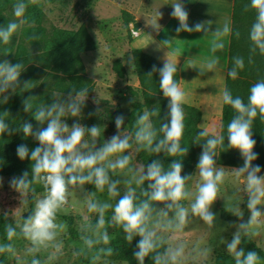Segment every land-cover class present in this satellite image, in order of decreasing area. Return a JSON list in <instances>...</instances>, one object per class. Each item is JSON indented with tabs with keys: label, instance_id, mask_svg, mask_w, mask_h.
Listing matches in <instances>:
<instances>
[{
	"label": "clouds",
	"instance_id": "obj_1",
	"mask_svg": "<svg viewBox=\"0 0 264 264\" xmlns=\"http://www.w3.org/2000/svg\"><path fill=\"white\" fill-rule=\"evenodd\" d=\"M246 7L255 11L247 34L250 42L248 62L251 63V53L264 54V0H248ZM26 8V0H14L11 5V15L14 18L0 23V43L8 44L21 25L28 22ZM155 14L157 17L161 15L157 10ZM188 15L185 0H173L170 16L178 21L175 28L177 33H211L213 39L210 42V52L215 53L225 47L221 37L232 33L229 22L210 31L212 21L200 20L189 24ZM151 25L154 29L160 27L157 21ZM234 35L239 37L240 33L236 31ZM169 42V39H164L157 47L166 48ZM217 64L218 60L213 55L205 61L203 70L199 69L201 72H214ZM244 64V57L233 56L232 66L226 71L227 77L237 78ZM23 69L24 65L19 62L0 60V105L7 103L17 89H27V82L22 83L19 79ZM153 72L158 73L159 90L167 98L166 119L160 118L157 128L153 121L158 115L157 110L146 108L135 118L134 131L130 136L121 134L125 117L118 113L113 118L117 132L107 139H101L99 146L97 137H102L103 132L100 125L86 126L79 122L88 94L87 87H70L66 94L57 92L48 100L35 103L31 102L32 97L24 99L23 111L34 109L32 117L38 122L36 128L28 121L20 122L18 126L13 125L0 114V135L21 131L24 137L31 136L37 142L31 149L23 143L17 145L16 156L20 160L27 157L30 171L22 170L18 176L11 177L10 188L19 193V201L24 204L32 200L30 194L36 190L37 185L42 190L41 195L33 200L26 217L21 215L14 225H5L7 242L0 240V255L15 256L14 238L28 241L24 251L31 256L29 264H42L35 254L49 245L53 252L49 254L48 260L60 255L62 241L57 238L61 234L67 235V224L57 214L65 210L68 193L80 189L84 193L86 211L95 216L94 222L92 216H87L80 225L79 247L74 255L91 252L92 261L103 259L104 264H109L107 257L113 254V248L109 243L112 236L106 225H112L121 229L125 241L131 242L134 237H139L132 252L136 264H145V257L150 258L152 264H187L188 260H206L212 251L211 246L197 242L189 249L185 240L178 239L173 243L170 236L184 232L186 226L196 218L208 228H213L217 217L210 206L220 197L218 192L227 169L218 166L215 160L221 152L218 153V148H232L239 152L243 162L227 170L238 183L242 181L240 192L246 194L245 206L250 215L246 221L241 219L243 211L240 203L245 199L244 196L239 202H234L229 212L237 217L234 222L235 231L230 240L220 237V244H224L225 249L233 256L234 264H259L260 256L257 251H245L241 242L243 237L250 235V226L258 224L264 218V209L257 207L264 205V173H261L259 164L252 163L257 159L258 153L253 151L256 141L251 131L254 118L259 115L264 120V77L258 78L249 86L246 99L238 94L233 95L226 86L222 89V104L230 106L234 114L226 126L221 124V132H217L215 127H203L195 133L192 143L200 144L201 147L195 165L196 171L181 175V159H172L167 167L160 159L133 165L130 163L131 153L125 151L132 148L134 143L136 152L144 150L154 154H167L168 157L187 152V148L180 144L184 131L185 113L182 105L185 93L173 78V74L177 73V63L165 56L160 67L155 64L151 66L148 76L151 77ZM65 117L77 119L69 126ZM42 124L46 126L40 127ZM194 174L199 179L193 192L186 187V182ZM85 184L92 185L94 190L84 189ZM137 190L140 192L139 196ZM98 192L106 193L109 199L98 198ZM234 195L235 193L227 195L225 199H231ZM156 202H163V206H157ZM109 209L111 214L106 219L105 213ZM7 217L8 212H0V218Z\"/></svg>",
	"mask_w": 264,
	"mask_h": 264
},
{
	"label": "rangeland",
	"instance_id": "obj_2",
	"mask_svg": "<svg viewBox=\"0 0 264 264\" xmlns=\"http://www.w3.org/2000/svg\"><path fill=\"white\" fill-rule=\"evenodd\" d=\"M3 1L0 0V23L14 18L11 15V5L14 0H7L5 1L6 3ZM26 3V12L32 7L39 9L40 19L38 22L33 18L27 19L28 22L21 25L17 32L13 34L7 44L11 48V54L19 43H22L29 51H42L43 49L41 44H33L22 35L24 27L40 25L44 28L46 37L56 39L55 35H53L54 28L75 30L81 23H84L95 42V47L93 50L80 54L85 73L93 79V84L88 89L85 106L82 109L79 122L86 126H91L92 124L100 125L103 132L102 137H97V146H99L101 139H107L117 132L113 118L116 114L122 113L125 119L120 131L121 134L129 135L126 115L131 109L132 101L141 100L139 86L136 85L134 79L136 73L130 51L134 48H144L142 40L146 34L142 35V14L152 11V7H161L162 9L166 3L171 6L173 0H26ZM123 9L127 10L132 16L129 28H126L123 23L121 14ZM2 47L4 45H0V58L6 59L7 57ZM117 58L125 67V77L117 76L112 69V63ZM58 75L63 77L62 81H67L62 73ZM128 86L133 87L136 91L135 94L128 92ZM62 94L66 93L62 92ZM76 119L75 117H65V121L69 126ZM125 151L132 155L131 164L140 165L135 160L134 144L132 148ZM227 169L224 181L219 188L218 196L220 197H217L210 206L217 217L213 228H208L199 218H196L192 224L186 226L184 232L170 236V240L173 243L178 239L185 240L189 249L197 242L211 246L212 251L206 260H188L187 264H213L217 253L226 252L230 254L225 249V245L220 244V237L230 240L231 234L235 231L234 222L237 221V217L229 212L234 202H239L245 197L240 203L243 211L241 219L246 221L250 215L245 206L246 194L242 191L240 192V188L243 186L242 181L238 183ZM195 171L196 169L194 168L192 173ZM261 173H264V168ZM11 177L13 176L0 175V212H8V215L16 222L26 210L27 204L20 203L19 193L10 188L9 180ZM198 179L199 177L194 174L192 179L186 182V187L194 192L195 183ZM83 188L94 190L93 186L89 184H85ZM121 188L123 191V186ZM232 193H235V195L231 199H225L227 195ZM39 195H41V192L36 195V198ZM83 195L84 193L80 189L71 190L67 195L65 210L57 214L58 218L64 220L66 224L71 218L77 229L85 222L87 216H92L94 222L95 214L86 211ZM97 197L109 199L106 193L103 192H98ZM20 199L22 200L23 198ZM184 203H187V201H184ZM162 206L163 202L159 207ZM257 207L264 209V205H257ZM110 214L111 210H106V219ZM114 227L106 225L112 237L115 234ZM248 236L264 250V218H261L258 224L250 226V235ZM14 239L16 254L15 256L8 255V264H29L31 256L26 255L24 251L28 246V241L23 238ZM57 239L62 241L61 254L53 260H48L53 248L49 245L48 248L41 249L38 255L42 264H104L103 259L92 261L91 252L74 255V251L79 247V237H72L68 230L67 235L61 234ZM0 240L4 241L2 236H0ZM107 260L109 264H127L124 261L109 260L108 258ZM259 264H264V261L260 260Z\"/></svg>",
	"mask_w": 264,
	"mask_h": 264
},
{
	"label": "trees",
	"instance_id": "obj_3",
	"mask_svg": "<svg viewBox=\"0 0 264 264\" xmlns=\"http://www.w3.org/2000/svg\"><path fill=\"white\" fill-rule=\"evenodd\" d=\"M5 1L7 0L3 2ZM247 4L248 0H233L231 22L233 31L230 33L226 71L227 68L232 66V57L236 55L244 57V68L239 70L238 76L235 79L228 78L226 75L224 85V87L226 86L232 91L233 95L238 94L245 99L249 86L258 78L264 77V54H260L259 52L251 53L252 62H248L250 42L247 38V34L255 17V11L254 9L247 8ZM39 12V9L32 7V9H28L25 16L27 19L33 18L38 22L40 19ZM121 14L125 27L129 28V22L132 21L131 14L125 9L121 10ZM236 31L240 33L239 37L234 35ZM22 35L33 44H41L43 49L42 51H29L22 43H19L11 54V48L7 44L0 43V45H4L2 50L5 52V56L7 57L6 60L10 63L19 62L21 65H24L19 79L22 83L27 82V89H17L9 97L7 103L0 105V112H2L0 114H3L9 119L13 125L18 126L20 122L28 121L33 125V128H36L38 122L32 117V111L34 109L24 112L22 101L28 97H32V103L48 100L55 92L67 93L70 87H87L90 89L93 84V79L86 75L80 54L88 50H93L95 42L84 23H81L75 30L54 28L53 35H55L56 39L46 37L44 28L40 25L24 27ZM130 52L134 71L138 79L139 94L141 97V100L132 101L131 109L126 115L128 133L131 136V133L134 131L133 125L135 123V118L146 108H155L157 110L158 115L153 118V121L158 128L161 122L160 118L163 117L166 119L167 98L163 97L159 90L158 73L153 72L151 77L147 74L151 70L153 64L157 65V67H160L162 64L152 55L144 52L140 48L131 49ZM0 60L2 59L0 58ZM112 69L117 76H126L125 67L118 58L113 61ZM60 73L66 77L67 81L64 79L65 82L62 81L63 77L58 75ZM173 78L177 83L179 82L178 69L177 73L173 74ZM127 89L130 94H135L136 92L131 86H128ZM5 110L8 112H3ZM184 113V131L180 137V144L182 147L187 148L185 154H176L175 156L168 157L167 154H154L141 150L139 152L135 151V160L140 164H146L150 162L151 159H160L165 164V167H167V164L172 159H181L183 165L181 175L185 173L191 174L201 151L200 144L192 143V137L201 129L198 125L201 114L200 110L194 106H189ZM233 114V109L223 104L220 120L221 124L226 126ZM39 126L44 127L46 124ZM252 127V136L256 141L253 151L258 153L257 159L252 163L259 164L262 170L264 168V120H261L258 115L253 119ZM221 131L222 129L220 127V132ZM158 135L162 134L158 133ZM22 143L26 144L29 149H31L35 147L37 142L31 136L24 137L21 131H17L11 135H0V175L18 176L22 170L30 171V161L27 157L24 160H20L15 153L17 145ZM201 143L203 142L201 141ZM225 144H227L226 137ZM134 146L136 147L135 144ZM218 153L219 156L215 160L216 164L236 167L243 162L236 149L218 148ZM146 183L147 182H145V186ZM40 192H42L41 187L37 185L36 190L30 194L32 200H29L26 210L21 214L22 216L26 217L29 214L28 210L33 200L36 198V195ZM137 195H140L139 190H137ZM156 203L157 206H160L162 202ZM14 224V220L9 215L7 219L0 218V236L3 237L4 242H7L6 233L4 231L5 225ZM114 229L115 234L109 242L110 246L113 248V254L107 258L109 260L124 261L127 264H136L132 252L139 237H134L131 242H128L123 239L122 231L119 227H114ZM67 230L72 237L80 236V231L74 226L71 218H69L67 222ZM241 246L244 247L245 251H257L260 260L264 261V250L249 236L242 238ZM36 256L39 259L38 253H36ZM0 261H2V264H8V255H0ZM145 264H152L151 259L145 257ZM213 264H234V258L226 252H219L216 254Z\"/></svg>",
	"mask_w": 264,
	"mask_h": 264
},
{
	"label": "crops",
	"instance_id": "obj_4",
	"mask_svg": "<svg viewBox=\"0 0 264 264\" xmlns=\"http://www.w3.org/2000/svg\"><path fill=\"white\" fill-rule=\"evenodd\" d=\"M232 6L233 0H185V8L189 13L187 22L192 24L195 21L210 20L213 22L210 31L216 26L222 27L225 22L231 26ZM156 10L161 13L159 17L155 14ZM170 12L171 6L166 3L162 9L152 7V11L142 14V35L146 34L142 40V50L156 58L160 64L165 56L177 63L178 84L185 93L183 109L186 111L189 106L197 107L201 114L198 125L209 129L215 127L220 132L223 105L221 92L225 85L230 34L221 37L225 47L212 53L209 50L213 39L211 33H177L175 28L178 21L170 16ZM156 21L160 27L154 29L151 24ZM164 39L170 41L166 48L157 47ZM213 55L218 60L216 70L201 72L205 61ZM134 79L138 85L137 76Z\"/></svg>",
	"mask_w": 264,
	"mask_h": 264
}]
</instances>
